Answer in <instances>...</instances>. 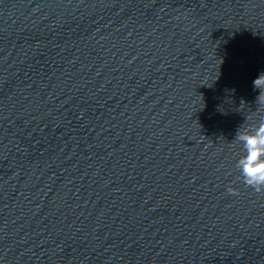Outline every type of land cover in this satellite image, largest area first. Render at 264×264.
<instances>
[{"label": "water", "instance_id": "95a60500", "mask_svg": "<svg viewBox=\"0 0 264 264\" xmlns=\"http://www.w3.org/2000/svg\"><path fill=\"white\" fill-rule=\"evenodd\" d=\"M262 72L264 0H0V264H264Z\"/></svg>", "mask_w": 264, "mask_h": 264}, {"label": "clouds", "instance_id": "9594fccd", "mask_svg": "<svg viewBox=\"0 0 264 264\" xmlns=\"http://www.w3.org/2000/svg\"><path fill=\"white\" fill-rule=\"evenodd\" d=\"M253 88L259 92L256 104L264 106V72L254 79ZM234 141L238 142L243 150V155L235 165L243 183L256 192H264V117L252 127L240 126ZM228 191L230 194H236L231 188Z\"/></svg>", "mask_w": 264, "mask_h": 264}]
</instances>
